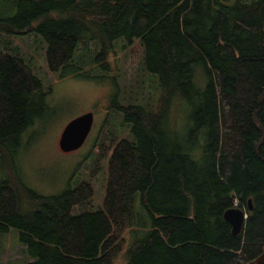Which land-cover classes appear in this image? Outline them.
<instances>
[{
    "label": "trees",
    "instance_id": "trees-1",
    "mask_svg": "<svg viewBox=\"0 0 264 264\" xmlns=\"http://www.w3.org/2000/svg\"><path fill=\"white\" fill-rule=\"evenodd\" d=\"M0 4V35L39 32L52 70L89 43L106 67L118 39L139 38L155 86L142 105L112 104L132 138L113 149L102 208L72 213L93 197L83 182L57 196L27 189L32 206L23 209L11 175H0V233L20 230L36 258L27 264H117L120 254L121 264H247L264 251V0ZM15 52L0 47L8 168L43 92ZM232 207L248 214L237 235L224 217Z\"/></svg>",
    "mask_w": 264,
    "mask_h": 264
},
{
    "label": "rangeland",
    "instance_id": "rangeland-1",
    "mask_svg": "<svg viewBox=\"0 0 264 264\" xmlns=\"http://www.w3.org/2000/svg\"><path fill=\"white\" fill-rule=\"evenodd\" d=\"M0 11L4 12L2 4ZM0 47L23 56L43 82L42 94L35 97L33 123L22 134L12 167L8 168L0 160V175H11L23 209L32 206L27 189L40 195L57 196L83 182L92 187L93 197L85 204L75 205L72 213L102 208L113 149L119 140L132 138L131 124L112 104L142 105L155 87L152 76L143 66L144 47L140 39L131 42L118 39L106 67L94 61L101 47L93 52L95 46L89 43V49L78 51V56L84 52L83 56L58 70L50 68L48 44L37 31L3 33ZM88 111H93L95 118L87 140L77 150L62 151L59 139L65 125ZM178 121L182 124L183 118L180 116ZM181 132L185 135L186 127ZM35 259L21 240L19 229L12 227L0 233V264H27ZM123 259L120 254L116 263L121 264Z\"/></svg>",
    "mask_w": 264,
    "mask_h": 264
},
{
    "label": "water",
    "instance_id": "water-1",
    "mask_svg": "<svg viewBox=\"0 0 264 264\" xmlns=\"http://www.w3.org/2000/svg\"><path fill=\"white\" fill-rule=\"evenodd\" d=\"M94 112L88 111L71 119L64 127L59 146L64 152H70L79 149L87 140L94 123ZM250 209L252 201L249 200ZM225 219L232 225L234 235L239 234L244 227L248 217L247 211L240 207H232L225 211ZM247 264H264V251Z\"/></svg>",
    "mask_w": 264,
    "mask_h": 264
},
{
    "label": "flooded vegetation",
    "instance_id": "flooded-vegetation-1",
    "mask_svg": "<svg viewBox=\"0 0 264 264\" xmlns=\"http://www.w3.org/2000/svg\"><path fill=\"white\" fill-rule=\"evenodd\" d=\"M95 115V114H94Z\"/></svg>",
    "mask_w": 264,
    "mask_h": 264
}]
</instances>
